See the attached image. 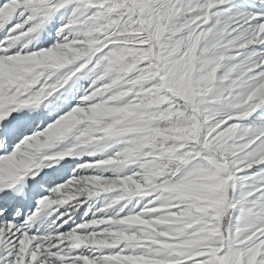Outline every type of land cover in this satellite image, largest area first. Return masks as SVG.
<instances>
[{
    "label": "rangeland",
    "instance_id": "obj_1",
    "mask_svg": "<svg viewBox=\"0 0 264 264\" xmlns=\"http://www.w3.org/2000/svg\"><path fill=\"white\" fill-rule=\"evenodd\" d=\"M228 1L0 0V125L46 108L0 130L46 200L0 262L264 264V0Z\"/></svg>",
    "mask_w": 264,
    "mask_h": 264
},
{
    "label": "bare ground",
    "instance_id": "obj_2",
    "mask_svg": "<svg viewBox=\"0 0 264 264\" xmlns=\"http://www.w3.org/2000/svg\"><path fill=\"white\" fill-rule=\"evenodd\" d=\"M237 0H229L228 3H233ZM13 13V7L12 5L10 6ZM6 7H4L5 9ZM8 9V8H7ZM7 12V11H6ZM11 14V12H9ZM12 13V14H13ZM222 13V12H221ZM5 14V13H4ZM9 15V14H8ZM7 15V16H8ZM3 16V15H2ZM257 15H251V16H246L245 20L247 21L249 17L251 18H256ZM4 17V16H3ZM2 17V18H3ZM228 16H225V19H228ZM238 18V16H237ZM241 18V16H240ZM243 18V17H242ZM1 19V18H0ZM5 21V20H4ZM242 21V20H241ZM225 24V23H224ZM1 26V24H0ZM263 26V25H262ZM4 27V26H3ZM240 30L237 29V32H239ZM2 32V31H1ZM1 34V33H0ZM256 34V33H255ZM264 47V46H263ZM258 50V49H257ZM251 51H256V49H251ZM248 52V51H247ZM252 53V52H251ZM257 53V52H256ZM254 53V54H256ZM253 55V53H252ZM257 56V54L255 55ZM228 58V57H227ZM260 58V57H259ZM261 59V58H260ZM259 59V60H260ZM258 60V59H256ZM262 60V59H261ZM253 62V60H252ZM5 67L3 65H0V85L1 87H4L5 85V80L2 79V75L5 73V71L2 72V70H4ZM24 69H26L24 67ZM29 70V69H27ZM30 71V70H29ZM41 75V74H40ZM31 81V80H30ZM29 81V82H30ZM32 83V82H31ZM58 97V96H57ZM60 97V96H59ZM69 97V96H68ZM50 102L48 103L49 106ZM47 105V104H46ZM46 108H42V107H36L35 109H33L32 111L26 112L27 115L24 118L21 119H17V120H13V124H11V122H2V125H0L2 128H0V130H2L3 132L5 131V135L6 137H8L7 135L10 134L11 136L9 137V139L15 138V136L17 134H19L21 131H23L24 129H26L27 127H29L30 124H33L32 121H34V118H37L39 116V114H42L43 112H45ZM30 110V109H29ZM44 114V113H43ZM45 115V114H44ZM41 117V116H40ZM45 117V116H44ZM43 117V118H44ZM41 118V119H43ZM37 120V119H36ZM35 122V121H34ZM11 125V126H10ZM10 126V127H9ZM26 133V132H25ZM23 134V133H22ZM30 135V134H29ZM2 137V136H1ZM0 137V139H1ZM30 136H28V138L26 139H30ZM20 143H18L19 145ZM47 148V147H46ZM46 150V149H45ZM4 152V151H3ZM7 153V152H6ZM6 153L5 156L3 153V158L6 157ZM11 152L8 151V155ZM43 153V152H42ZM45 157V156H44ZM3 158H1L0 156V161L1 159L3 160ZM38 160V159H37ZM22 165L23 162H19L16 166L14 170H18L20 169L19 165ZM53 165V164H52ZM19 166V167H18ZM59 166V165H58ZM62 166V165H60ZM57 168V167H56ZM52 169V167H51ZM50 169V170H51ZM31 169H28L27 171H22L19 170L17 174H15L14 172L10 175H8L7 177H5L6 174L0 175V203H6V205L4 207H2L1 209L2 212L8 210L9 208H11L10 210L13 209V206H11V204H15V203H21V208H19V211L22 212L24 214V212L30 208L31 206H33L34 203H38L39 201H43V196L42 194H39L37 196H32L33 194H35L36 192L39 193L40 190L37 187H40L42 189H45L43 185H38L40 183L37 184L38 182V177L41 176V173H39V171H35V172H28ZM28 172V173H27ZM52 178V177H50ZM59 180V179H58ZM48 181L53 182L51 179H49ZM41 196V197H39ZM37 198V199H36ZM40 199V200H39ZM220 201H224L225 200V195L221 194L219 197ZM46 201V200H44ZM43 201V202H44ZM24 211V212H23ZM29 213V212H28ZM28 215V214H27ZM30 215V214H29ZM36 218H34L33 220H35ZM5 221V220H4ZM3 224V223H2ZM1 231V230H0ZM20 232H18V229L15 228V224H11V223H7V228L6 230L3 232H1V236H0V254H2L1 252H3L6 247L4 246L9 240L11 239H15V241H17L20 237L24 239H26V243L28 246H31V243L33 242L32 240L35 237H31V236H22L23 234L19 235ZM26 234V233H25ZM24 234V235H25ZM33 238V239H32ZM35 241V240H34ZM222 246H220L221 248ZM222 251H218V253L216 254V256ZM4 261V260H3ZM3 261L1 260L0 263L4 264ZM218 264H221L219 261L217 262Z\"/></svg>",
    "mask_w": 264,
    "mask_h": 264
},
{
    "label": "water",
    "instance_id": "obj_3",
    "mask_svg": "<svg viewBox=\"0 0 264 264\" xmlns=\"http://www.w3.org/2000/svg\"><path fill=\"white\" fill-rule=\"evenodd\" d=\"M213 155L216 156V157H219V155L216 154V153H213ZM217 261H219L221 264H223L222 261H221V259H220V257H218V255H217Z\"/></svg>",
    "mask_w": 264,
    "mask_h": 264
}]
</instances>
